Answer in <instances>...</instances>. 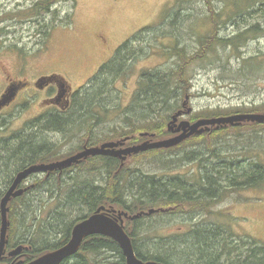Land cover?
<instances>
[{
  "label": "trees",
  "instance_id": "1",
  "mask_svg": "<svg viewBox=\"0 0 264 264\" xmlns=\"http://www.w3.org/2000/svg\"><path fill=\"white\" fill-rule=\"evenodd\" d=\"M61 1L72 0H36L29 10L31 18L55 15L53 7ZM245 1L247 6L253 9L251 14L255 15L257 23L246 26L230 38H217V42L223 49L230 53L238 52L240 45L246 44L250 35L262 32V26L260 27L261 24L258 21L264 19V0ZM258 2L260 4H257ZM247 11L245 9L234 14L244 13L243 17L249 15L252 18L253 16H250ZM69 18L70 16L65 20L67 23ZM54 26V21L50 25L42 26V44L48 39L49 32ZM151 31H153L151 27L144 28L139 35ZM138 38L137 35L123 43L111 60L103 64L92 76L89 83L74 93L68 110L37 117L26 125L28 132L23 129L7 138L0 139V202L17 173L31 165L58 161L55 156L61 148V145H58L60 141L49 140V134L73 138L78 136L77 133L81 134L85 131L87 138L73 151H77L76 154L85 148L99 147L106 143L98 144L95 141L94 124L99 120V115L106 116L105 113H107L109 116L113 111H118L109 106L106 96L115 78L125 76L131 62L141 57L142 50L134 47V42L139 41ZM200 45L201 49L191 55V58H187L184 67L179 65L177 69L153 71L142 76L130 105L122 113L124 132L116 139V142L107 143H123L124 145L127 143L125 147H131L145 141L157 142L173 137L168 126L176 115L174 113H179L183 109L180 97L188 88L183 79L185 66L190 59L192 63L205 57V44L201 42ZM159 49V47L156 51L150 49L148 54L153 51L151 53L163 55ZM168 54L169 57H177L178 60L186 59L184 51H178L177 47L168 49ZM258 59L251 56L242 60L244 65L241 64L235 71L226 72L225 77L228 78L225 79L229 80L230 84L237 85H244L253 80L252 75L257 70L254 68L260 69L256 62ZM260 107H251L247 111L217 109L210 115L202 114L193 117L191 123L201 119L238 114H264V110ZM244 126L251 128L252 133L257 137L264 129V122L243 121L238 125L212 126L209 132H203L185 140L193 141L191 143L194 145H191L187 158L198 166L191 179L183 176L160 177L155 173L146 175L143 172L124 170L121 163L123 160L113 156L87 157L69 168L41 174L40 179L36 178L38 175H33L32 177L36 179L30 185L23 186L24 182L20 184L19 187L23 190L21 195L8 201L5 254L0 264H27L64 246L70 239L73 226L99 208H104V212L112 218L123 217L124 231L130 238L136 257L142 262L264 264V245H259L254 240L242 241L241 239L245 251L242 250L238 243L240 241L233 240L235 237L223 223L197 222L185 232L176 235L164 238L147 237V240L143 242L137 238L138 234L142 237L141 229H144V222L156 216L155 209L159 206L186 204L188 216L192 219L196 217L194 213L210 210L217 202L232 193L264 187V161L257 159L255 161L251 157L250 147L242 144L243 146L234 149L230 146L231 141L221 145L216 143L227 138L229 131H237ZM206 136L213 139L210 146L204 139ZM246 138L250 139L251 136ZM173 148L175 149L176 146L170 149L148 150L130 156L145 154L153 156L158 152L174 150ZM259 157L263 158L260 155ZM86 161L92 163L98 161L97 163L100 164V180H96L97 183L95 179H92L93 181L90 178L82 179L84 176L74 171ZM66 172H69V175L65 179L63 175ZM73 172L75 173L72 174ZM64 186L66 190L63 194ZM56 189L59 192L55 195ZM45 193L51 196L48 201L44 200ZM18 247H21V252L17 256H8L9 252ZM62 264H125V259L113 240L93 235L85 238L77 253Z\"/></svg>",
  "mask_w": 264,
  "mask_h": 264
},
{
  "label": "rangeland",
  "instance_id": "2",
  "mask_svg": "<svg viewBox=\"0 0 264 264\" xmlns=\"http://www.w3.org/2000/svg\"><path fill=\"white\" fill-rule=\"evenodd\" d=\"M34 2L36 0H0V95L5 90L3 96L13 92L14 96L7 104L9 105L15 100L17 93L15 87L10 85H16L17 90L21 89L10 107L5 105L0 110V139L20 130H27L26 125L30 121L49 112L44 99L56 91L39 90L35 85L41 76L58 74L64 78L69 91L76 92L89 83L92 76L103 64L111 60L123 43L137 35L139 41L134 42V47L141 49L142 55L133 60L127 74L115 78L109 88V94L106 96L108 104L118 111H113L109 116L107 113L106 116L99 115L93 129L98 144L116 142L124 132L122 113L130 105L144 74L177 69L179 65L184 67L187 58H191V55L201 49V42L205 44V57L192 63L190 59L185 66L183 82L188 88L180 97L183 109L173 129L182 121L191 124L193 117L210 115L217 109L247 111L251 107L261 106L260 109L264 110V19L258 21L262 32L250 35L246 44L240 45L238 52L230 53L217 42V38H230L246 26L257 23L255 15L251 14L253 9L247 6L245 0H72L58 2L53 7L55 15H41L33 19L29 10ZM245 9L252 18L249 15L243 17L244 13L236 14L237 16L234 14ZM68 16L70 18L67 23L65 20ZM53 21L55 26L42 44V26L50 25ZM150 27L153 31L139 35L144 28ZM158 47L163 55L151 53ZM171 47H177L178 51L183 50L186 59L169 57L168 49ZM150 49L153 51L148 54ZM251 56L259 58L256 62L260 67L259 70L254 68L257 70L252 75L253 80L244 85L230 84V81L225 79L228 78L225 77L226 72L237 70L241 64L244 65L242 60ZM77 134L78 136L73 138L48 135L49 140L60 141L59 144L56 143L61 145L55 156L58 161L75 155L77 151H73L87 138L85 131ZM228 135L216 143L221 145L231 141L230 146L234 149L246 145L250 147L251 157L255 161H264V129L257 137L248 126L229 131ZM247 136L251 138H246ZM204 139L208 146L213 142L210 136ZM184 141L176 145L174 150L158 152L153 156H126L121 163L124 170L137 173H155L160 177L183 176L191 179L198 167L187 158L191 145L194 144L191 140ZM123 145L121 149L128 148L125 147L127 143ZM97 162L86 161L74 171L83 175L82 179H95L97 183L100 180V164ZM41 174L46 173L27 177L24 183L22 182L23 186L30 185L36 178H42ZM33 175L38 176L34 178ZM67 175L69 172L64 173L63 177ZM65 186L62 189L63 194ZM58 192L56 189L55 195ZM50 197V194L45 193L44 200L48 201ZM187 207L186 204L159 206L155 209L156 216L144 222L142 237L138 234L137 238L143 242L147 237L164 238L176 235L185 232L197 222L223 223L235 237L233 240L248 239L264 245V187L232 193L210 210L194 213L196 217L192 219L188 216ZM121 220L123 225V217ZM242 241L238 243L244 250Z\"/></svg>",
  "mask_w": 264,
  "mask_h": 264
},
{
  "label": "water",
  "instance_id": "3",
  "mask_svg": "<svg viewBox=\"0 0 264 264\" xmlns=\"http://www.w3.org/2000/svg\"><path fill=\"white\" fill-rule=\"evenodd\" d=\"M49 81H52V77L41 78L38 80L37 86L41 88ZM13 96V92L9 93V95L6 94L3 96V98L0 100V110L11 101ZM57 96L60 98V93H58ZM179 115L180 112L173 116L172 122L168 126L169 131L173 133H179L171 139L157 142L147 141L140 145L131 146L124 149H117L118 147H122L123 143H105L99 147L85 148L81 152L61 161L49 164L31 165L17 173L0 202V260L5 254L6 232L8 228V201L11 198L21 195L23 190L19 189L18 186L30 175L37 173H49L52 171L61 170L63 168H68L72 164L78 163L87 157L113 156L123 160L126 156L138 154L151 149L172 148L194 135L202 134L204 131L209 130V127L212 126L218 127L220 125H238L243 121L258 123L264 122V114H238L220 118L201 119L191 124L187 121H182L178 124L176 129H173V125ZM93 235H100L113 240L119 246L124 256L125 264H158L154 262L145 263L136 257L130 238L123 229L121 216L112 218L104 212V208L97 209L95 213L75 224L71 230L70 239L64 246L46 253L27 264H62L64 261L68 260L77 253L85 238ZM20 252L21 247H18L17 249L9 252L8 256H17Z\"/></svg>",
  "mask_w": 264,
  "mask_h": 264
},
{
  "label": "flooded vegetation",
  "instance_id": "4",
  "mask_svg": "<svg viewBox=\"0 0 264 264\" xmlns=\"http://www.w3.org/2000/svg\"><path fill=\"white\" fill-rule=\"evenodd\" d=\"M50 76H53L52 81L51 82L49 81L48 83H45L41 88H38L39 90H42L43 92H46V91L50 92L52 90L56 91L53 95L48 96V97H46L44 99V104L46 105V107H48L50 109V110H47L49 112H46L44 115H51V114H55V113L56 114L63 113L66 110H68L69 107L71 106L72 97H73V95L75 93V92H70L69 91V89H68V87H67V85H66V83L64 81V78H61V76L58 75V74L54 73V74H50V75H46V76H41V78L50 77ZM54 76H55V78H54ZM12 85H10V87H12V88L15 87V89L17 91L16 97H15V100H16V98L18 97L21 89L17 90V86L16 85L12 86ZM35 86H37V84ZM5 91L0 95V97L3 98V95H4ZM8 91H9V89H8ZM58 93H60V95H61L60 98L57 96ZM14 101H12L6 107L7 108L10 107V105ZM181 117L183 118L184 116L182 115ZM171 133H173V132H171ZM173 134H172L173 136L177 135L176 133H173Z\"/></svg>",
  "mask_w": 264,
  "mask_h": 264
}]
</instances>
